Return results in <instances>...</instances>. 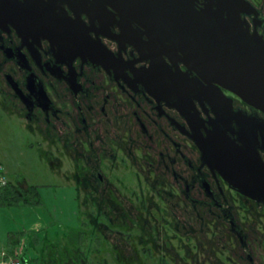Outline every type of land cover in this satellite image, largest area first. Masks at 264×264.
<instances>
[{
  "label": "flooded vegetation",
  "instance_id": "1",
  "mask_svg": "<svg viewBox=\"0 0 264 264\" xmlns=\"http://www.w3.org/2000/svg\"><path fill=\"white\" fill-rule=\"evenodd\" d=\"M242 1L241 37L264 47V0ZM217 7L0 0V110L80 205L118 224L131 264H264V111L189 65Z\"/></svg>",
  "mask_w": 264,
  "mask_h": 264
},
{
  "label": "rangeland",
  "instance_id": "2",
  "mask_svg": "<svg viewBox=\"0 0 264 264\" xmlns=\"http://www.w3.org/2000/svg\"><path fill=\"white\" fill-rule=\"evenodd\" d=\"M35 144L18 126L8 122L0 110V176L15 185L19 177L26 178L29 183L38 186L43 201L33 205H9L0 202L1 244L3 237L7 245L9 243L11 232L6 229L24 239L12 252L13 258L19 259L20 264H25L24 257L27 258L28 264H46L51 253L54 258L74 256L82 254V251L88 248L91 251L83 253L80 264H98L102 256L109 257L110 262L115 259L117 264H131L129 243L127 245L122 236L120 240L116 236L112 237L118 224L110 223V229L105 228L96 218L98 209L90 210L80 205L77 200L84 199V194L75 192L71 185H65L66 180L59 179L41 158ZM129 217L127 211L126 217L122 218L119 224V227L127 232L131 230ZM100 220L103 221V218ZM78 229L84 232L83 239ZM105 237L107 240H104ZM110 238L112 240H108ZM102 242L105 249L98 252L97 248ZM120 243L122 249L118 247ZM78 245L80 252L73 254V249ZM22 248L24 255L21 254ZM16 250L20 252L19 255H15ZM108 251H112V254L109 255ZM189 262L190 260H187V264ZM73 263L74 259L68 261V264Z\"/></svg>",
  "mask_w": 264,
  "mask_h": 264
},
{
  "label": "water",
  "instance_id": "3",
  "mask_svg": "<svg viewBox=\"0 0 264 264\" xmlns=\"http://www.w3.org/2000/svg\"><path fill=\"white\" fill-rule=\"evenodd\" d=\"M217 2V13H205L202 19L201 47L195 48L198 60L189 65L206 75L209 81L217 82L237 93L247 102L264 111V47L258 38H242L245 30L241 23L242 0H211ZM243 3V4H242ZM213 9L209 7L208 10ZM204 19L209 22L205 23ZM213 21H210V20ZM207 25L204 28V25ZM218 35L217 43L205 38L204 32ZM256 42V45L252 41ZM229 42V43H226ZM243 42H247L244 44ZM200 49V50H199ZM197 51V52H196ZM227 52L233 53L232 56ZM221 53H225L222 55ZM197 63V64H196Z\"/></svg>",
  "mask_w": 264,
  "mask_h": 264
},
{
  "label": "trees",
  "instance_id": "4",
  "mask_svg": "<svg viewBox=\"0 0 264 264\" xmlns=\"http://www.w3.org/2000/svg\"><path fill=\"white\" fill-rule=\"evenodd\" d=\"M19 188L20 187H18L17 185L11 184V183H6L5 185H2V186L0 185V202H2V203L5 202V204H9V205H15L18 203H24L27 205L28 204L33 205V204L43 203L38 186H32L27 191H22V190H20L21 188L20 189ZM21 200H23V201H21ZM78 230H79L80 234H82V239H83L84 232L81 231L80 229H78ZM90 240H91V238H90ZM90 240H89V243H90ZM15 241H16V237L11 235L9 238L10 245L14 244ZM81 242L82 241H80V243ZM79 249H80L79 245L76 246L73 249V250H75L73 252V254H75L76 252H80ZM88 250L91 251L90 248H88ZM50 252H52V251H50ZM83 253L84 252H82V254L74 255V256H70V255H67L65 253L67 256H60V257L57 256L58 258L57 257L54 258L53 254L51 253L49 256V259L46 261V264H68V261L70 262L73 259H74L73 264H76L77 262H78V264H80L81 259H82L81 256H83ZM24 261H25V264H28L27 258L24 257Z\"/></svg>",
  "mask_w": 264,
  "mask_h": 264
},
{
  "label": "built area",
  "instance_id": "5",
  "mask_svg": "<svg viewBox=\"0 0 264 264\" xmlns=\"http://www.w3.org/2000/svg\"><path fill=\"white\" fill-rule=\"evenodd\" d=\"M5 182L4 177L0 176V185H4ZM19 254L20 252L16 250L15 255ZM0 264H20V260L14 259L9 249L0 245Z\"/></svg>",
  "mask_w": 264,
  "mask_h": 264
},
{
  "label": "crops",
  "instance_id": "6",
  "mask_svg": "<svg viewBox=\"0 0 264 264\" xmlns=\"http://www.w3.org/2000/svg\"><path fill=\"white\" fill-rule=\"evenodd\" d=\"M1 177H2V176H1ZM1 186H2V185H1ZM7 224H9V223H7ZM7 224H6V225H7ZM7 228H9V227H7ZM6 230H8L9 232H11V235H12V236L16 237V241H15V243L12 244V245H10V242H9L8 245H7V241L5 240V237H3V240H2L3 244H1V241H0V244H1V246H3V247L6 246V248L10 245V247H8V249H9L11 255L13 256V254H12L13 250H14L15 248L17 249V248L19 247V244H21V242L24 241V239H22V238L16 236V235H15V232H12V230H9V229H6ZM11 235H10V236H11ZM23 252H24V251H23V248H22V251H21V254H22V255H24Z\"/></svg>",
  "mask_w": 264,
  "mask_h": 264
}]
</instances>
